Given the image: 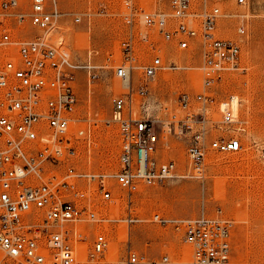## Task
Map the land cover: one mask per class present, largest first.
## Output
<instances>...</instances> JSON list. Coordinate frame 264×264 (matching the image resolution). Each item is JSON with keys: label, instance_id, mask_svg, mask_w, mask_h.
Masks as SVG:
<instances>
[{"label": "built area", "instance_id": "built-area-1", "mask_svg": "<svg viewBox=\"0 0 264 264\" xmlns=\"http://www.w3.org/2000/svg\"><path fill=\"white\" fill-rule=\"evenodd\" d=\"M123 1L125 30L119 59L108 64L90 60L79 64L63 41L48 37L64 14L50 9L49 0H0V264H78L69 231L61 225L104 217L94 207L95 190L78 187L76 179L96 182L106 201L113 198L109 181L115 180L127 191L131 206L132 194L140 184L154 185L179 174L202 177L211 152H237L243 147L236 133L247 129V120L236 112L238 97L230 94L220 101V118L211 111L216 100L213 86L230 71L249 69L241 40L219 32V20L229 14L218 5L208 7L207 2L196 8V0H168L169 10H149L134 0ZM241 16L245 20L247 15ZM75 20L80 21L81 16ZM27 25L42 32L21 35ZM237 29L246 33L244 23ZM157 34L176 40L181 49L189 48L200 36L203 89L194 95L180 93L178 109L169 111L164 106L163 115L151 117L144 111V100L151 91L150 82L167 67L155 44ZM80 68L88 70L90 82L99 78V69L107 68L129 85L126 93L113 97L108 117L101 112L96 118L80 119L89 121L88 130L75 128L80 102L75 71ZM137 72L140 85L130 87ZM98 120L119 126V168L114 172L79 171L68 159L77 154L80 140L91 135V124H98ZM168 135L189 138L184 173H178L174 158L160 155V149L173 148ZM71 192L85 204L71 198ZM153 219L182 232L192 251L190 264H231L234 220L222 208L214 215L204 212L196 217L168 218L157 212ZM75 234L82 236L77 231ZM108 244L107 235L97 233L91 257L103 253ZM168 261L167 255L149 258L129 247L123 264Z\"/></svg>", "mask_w": 264, "mask_h": 264}, {"label": "rangeland", "instance_id": "rangeland-1", "mask_svg": "<svg viewBox=\"0 0 264 264\" xmlns=\"http://www.w3.org/2000/svg\"><path fill=\"white\" fill-rule=\"evenodd\" d=\"M134 1L149 10L170 9L168 0ZM246 1L240 4L238 0H196L194 5L196 8H202L206 2L208 7L218 5L229 14L219 20V32L241 40L249 69L230 71L213 86L216 100L211 111L220 118V101L230 94L238 97V115L247 120V129L236 133L243 140L242 149L211 152L202 177H175L154 185L140 184L132 194L131 206L127 203V191L115 180L109 181L113 198L106 201L97 191L96 182L76 179L78 187L95 190L92 201L104 217V220L81 219L61 225V229L69 231L78 264H123L129 247L149 258L167 255L166 264H190L192 251L183 241L182 232L161 224L153 216L157 212L168 218L196 217L204 212L214 215L218 207L234 220L231 264H264V0ZM48 7L64 13L48 37L63 41L74 62L85 64L90 60L94 64H108L119 59L125 30L123 0H49ZM242 14L247 15L245 20ZM76 16H81V20L76 21ZM242 23L246 26L245 34L237 29ZM26 27L27 31L21 35L31 37L42 32L36 26ZM154 38L167 67L150 82L151 91L144 100V111L151 117L161 112L163 115L164 106L178 109L180 93L187 91L194 95L203 89L201 39L181 49L176 40H165L158 34ZM75 72L80 100L75 128L84 126L88 130L89 121L80 119L96 118L101 112L108 117L113 97L126 93L129 85L115 76L112 69H99V78L91 82L85 68ZM138 72L130 81V87L140 85ZM167 140L173 148L160 149L161 157L174 158L178 173L186 172L187 139L168 135ZM120 149L118 124L108 125L98 120V124H91V135L83 136L77 154L68 161L79 171L114 172L119 168ZM70 195L77 198L73 192ZM79 201L85 204L82 199ZM76 231L82 236L76 235ZM99 232L107 235L109 244L103 253L93 258L90 252Z\"/></svg>", "mask_w": 264, "mask_h": 264}, {"label": "bare ground", "instance_id": "bare-ground-1", "mask_svg": "<svg viewBox=\"0 0 264 264\" xmlns=\"http://www.w3.org/2000/svg\"><path fill=\"white\" fill-rule=\"evenodd\" d=\"M166 10H169V9H166ZM197 37L200 38V36H197ZM196 39H197V38L193 39L192 41L195 42ZM193 42H192V43H193ZM201 46H202V45H201ZM177 67H178V66H177ZM177 67H176V68H177ZM238 106H239V101H236V102H235V108H236V112H237V113H238ZM166 107H167V106H166ZM164 108H165V107H164ZM168 108H169V111L173 109V108L170 109V107H168ZM163 110H164V109H163ZM119 133H120V132H119ZM176 136H178V135H176ZM178 137H183V138L187 139V140H186L187 143H188V141H189V138H188V137H184V136H178ZM187 143H186V146H187ZM180 175H181V174H179L177 177H185V176H180ZM142 254H144V253H142ZM145 255H146V254H145ZM146 256H147V255H146ZM147 257H148V256H147Z\"/></svg>", "mask_w": 264, "mask_h": 264}]
</instances>
